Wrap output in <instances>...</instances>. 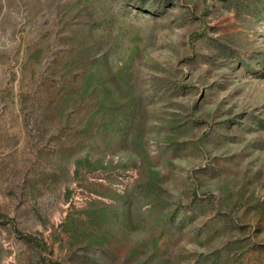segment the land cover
Segmentation results:
<instances>
[{"label":"rangeland","instance_id":"obj_1","mask_svg":"<svg viewBox=\"0 0 264 264\" xmlns=\"http://www.w3.org/2000/svg\"><path fill=\"white\" fill-rule=\"evenodd\" d=\"M0 264H264V0H0Z\"/></svg>","mask_w":264,"mask_h":264}]
</instances>
